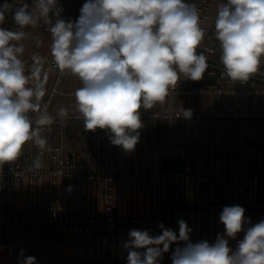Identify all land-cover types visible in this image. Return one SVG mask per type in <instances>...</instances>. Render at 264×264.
I'll use <instances>...</instances> for the list:
<instances>
[{
  "label": "clouds",
  "instance_id": "obj_1",
  "mask_svg": "<svg viewBox=\"0 0 264 264\" xmlns=\"http://www.w3.org/2000/svg\"><path fill=\"white\" fill-rule=\"evenodd\" d=\"M58 0H31L15 6L0 4V24L11 13L17 30L0 27V167L15 161L28 142L43 149L54 117L40 101L46 94L39 79L40 68L26 74L21 59L27 36L23 29L40 21L50 25L51 55L56 67L75 76V108L85 131L106 130L115 146L131 152L143 127L140 109L163 103L181 80L199 81L207 69V58L198 52L206 29L199 10L187 0H86L76 20L62 17ZM223 75L246 82L264 65V0H223L214 22ZM33 78L37 79L30 86ZM38 112L33 120L31 113ZM190 118L191 110H184ZM39 167V162L36 163ZM71 190V189H69ZM224 233L215 242L193 243L191 229L178 220L179 232L159 224L161 234L130 230L123 244L127 264H159L174 243L172 264H264V219L252 224L240 205L225 206L220 214ZM245 225H248L246 228ZM244 232L235 248V240ZM18 264H37L25 257Z\"/></svg>",
  "mask_w": 264,
  "mask_h": 264
},
{
  "label": "crops",
  "instance_id": "obj_2",
  "mask_svg": "<svg viewBox=\"0 0 264 264\" xmlns=\"http://www.w3.org/2000/svg\"><path fill=\"white\" fill-rule=\"evenodd\" d=\"M16 0H9L15 4ZM4 0H0L2 4ZM69 0H58L59 5L65 12ZM50 27V26H49ZM31 38L24 44V52L21 59L31 65L26 74L32 75L34 67H40L49 60L51 55V33L49 28L43 30L31 27ZM220 50L217 55L209 59L218 61ZM44 75L39 74L43 80ZM33 78L30 86L37 83ZM51 79L47 76L45 83L46 94L40 101V110L47 109L54 117L56 110L60 107L67 109L65 117H56L50 130L44 129L42 135L48 141L63 142L69 151H73L84 157H93L99 151L110 144V134L106 130L85 131L82 119H69L70 111H77L75 108L74 92L81 86L80 81L72 75H68L61 83V93L56 94L51 104L46 101L50 94ZM184 86H195L194 81L182 80ZM209 84L206 71L203 74V86ZM202 86V87H203ZM71 92H73L71 94ZM214 94L192 93L191 95H178L171 99V105L177 112L191 110L193 115L190 118L174 117L172 119L164 116H151V113L163 112L167 107L168 97L163 103H157L152 109H140L143 127L138 129L139 141L131 152L125 151L120 146H115L117 155H138L147 145L155 144L164 140H176L192 142L198 136L218 140H250L253 138H264V84L251 81L242 88L232 85L229 91L224 94V112L231 114L225 116H205L202 113L214 108ZM146 113L147 115H144ZM245 113V115H242ZM33 120L38 118L39 113L30 114ZM35 115V116H34ZM112 144V143H111ZM29 142L24 146V156ZM158 166L157 181L147 193L141 192L133 185H124L116 190L117 197L114 204L118 214H150L153 210L151 195H157L163 200L172 199H197L205 202L234 200L239 202L253 203L256 201L264 203V158L255 156L249 159L238 158L235 160L232 170V179L225 180L215 185L204 179L206 176H213L227 172V165L221 160H205L201 166L190 160L160 158L156 161ZM51 188L50 180L36 181L24 179L18 185L16 205L20 209H27L41 201ZM107 187L103 184H89L82 190L66 199V208L70 211H85L96 213L101 210L106 201ZM218 217H211L204 221L201 230L195 228V218L185 216H164L158 221L156 230L149 231L152 236L161 234L159 224L163 223L165 228L175 231L178 235V220L183 219L192 230L190 239L193 243L206 240L209 243L215 242L218 234H223L224 225ZM259 221L252 220L255 224ZM248 225H245L246 228ZM129 234V233H128ZM127 233L116 235L110 243L102 234H80L67 233L61 238L54 234H35L33 236L25 233L9 234L0 231V264H18L21 259L20 253L23 250L24 256L36 258L37 264H64V259H87L95 262L106 259L109 253V244L113 246V256L120 259H127V252L123 244L128 240ZM242 231L235 240H229V245L235 248L237 242L244 237ZM6 236V242L1 243V236ZM16 243L18 246L13 256H10L7 245ZM3 244V246H2ZM60 244L63 247L60 248ZM183 247V242L170 246L175 249Z\"/></svg>",
  "mask_w": 264,
  "mask_h": 264
},
{
  "label": "built area",
  "instance_id": "obj_3",
  "mask_svg": "<svg viewBox=\"0 0 264 264\" xmlns=\"http://www.w3.org/2000/svg\"><path fill=\"white\" fill-rule=\"evenodd\" d=\"M86 0H69L62 17L66 20H76L80 9ZM194 4L200 12L203 26L206 29L205 37L198 48V52L207 55L206 76L209 84L203 87L184 86L182 80L175 90L170 91L167 107L163 112L151 113V116H164L166 118L185 117L184 112H177L171 105V99L178 95H191L192 93L226 94L230 86L247 87L251 81L264 84V65L246 82H234L223 75V66L218 61L210 60V56L218 54L219 42L215 38L214 22L218 4L223 0H187ZM31 3V0H16L15 6ZM50 25L40 21L36 26L47 30ZM0 27L17 30L11 13L7 14ZM27 33L21 42L23 45L31 38V27L23 29ZM26 71L31 65L25 62ZM40 75L51 79V89L47 105L51 104L53 97L61 93V83L69 74L62 73L55 65L53 59L39 67ZM73 92H71L72 94ZM231 113L223 110H212L202 113L205 116H225ZM144 115H147L144 113ZM191 115H193L191 113ZM245 115V113H242ZM35 116V115H34ZM69 119H82L77 111H70ZM24 156L15 161L5 163L0 167V231L13 234L25 233L54 234L57 238L67 233L102 234L111 243L113 238L130 230H156L158 221L164 216H185L195 218L196 230H201L204 221L211 217L220 216L225 206L240 205L245 209V216L250 221L264 219V203L239 202L234 200L210 201L197 199L163 200L157 195H151L153 210L150 214H118L115 209L116 190L124 185H133L141 192L147 193L157 181V159H185L201 166L205 160H221L227 165V172L204 179L217 185L225 180L232 179V170L238 158L249 159L255 156L264 158V138L250 140H218L198 136L192 142L164 140L149 144L138 155H117L113 144H109L93 157H84L69 151L63 142L48 141L41 149L29 142ZM40 166L37 167L36 163ZM36 181L50 180L49 193L38 203L27 209H20L16 205L18 185L24 179ZM89 184L105 185L107 187L106 201L100 211L89 213L85 211H70L66 208V199L82 190ZM71 189V190H69ZM3 246V244H2ZM16 243L7 245L10 256L17 248ZM63 244H60V248ZM175 249L163 255L159 264H172L171 255ZM110 255L101 261L95 262L87 259H64V264H127V259L113 256V246L109 244Z\"/></svg>",
  "mask_w": 264,
  "mask_h": 264
},
{
  "label": "water",
  "instance_id": "obj_4",
  "mask_svg": "<svg viewBox=\"0 0 264 264\" xmlns=\"http://www.w3.org/2000/svg\"><path fill=\"white\" fill-rule=\"evenodd\" d=\"M207 58V55L204 54ZM194 85L195 86H203V77L201 80L199 81H194ZM213 100H214V108L217 109V110H223L224 108V95L222 94H214L213 95ZM6 242V236L5 235H2L1 236V243H5Z\"/></svg>",
  "mask_w": 264,
  "mask_h": 264
}]
</instances>
